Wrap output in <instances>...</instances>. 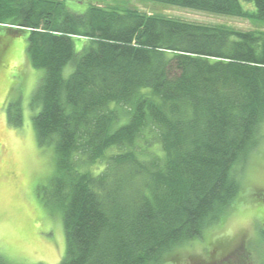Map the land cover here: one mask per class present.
<instances>
[{"label": "trees", "instance_id": "1", "mask_svg": "<svg viewBox=\"0 0 264 264\" xmlns=\"http://www.w3.org/2000/svg\"><path fill=\"white\" fill-rule=\"evenodd\" d=\"M98 1L78 12L65 0H0V27L26 34L28 61L43 70L32 124L55 152L49 202L66 241L58 264H178L231 209L235 168L257 145L264 31ZM143 1L264 23V0Z\"/></svg>", "mask_w": 264, "mask_h": 264}, {"label": "rangeland", "instance_id": "2", "mask_svg": "<svg viewBox=\"0 0 264 264\" xmlns=\"http://www.w3.org/2000/svg\"><path fill=\"white\" fill-rule=\"evenodd\" d=\"M65 1L78 12L90 1L100 2ZM103 1L113 4L118 0ZM119 3L198 23L264 31V23L254 17L213 14L143 0ZM242 4L251 9L250 3ZM0 40V258L8 264H58L65 255L66 241L62 212L49 202L50 182L56 174L55 152L52 145L38 144L32 124V117L41 107L33 94L43 70L28 61L26 34L13 37L0 27ZM80 44L75 42L76 52L81 51ZM72 70L73 64L66 65L64 76ZM18 114L21 122L14 124ZM257 138L245 165L235 168L240 190L231 209L203 230L202 241L194 239L187 244L178 264H208V252L213 254L214 264H264V218L259 211L264 208V121ZM221 242L226 249H215ZM235 247L236 254L229 259L220 254Z\"/></svg>", "mask_w": 264, "mask_h": 264}, {"label": "snow or ice", "instance_id": "3", "mask_svg": "<svg viewBox=\"0 0 264 264\" xmlns=\"http://www.w3.org/2000/svg\"><path fill=\"white\" fill-rule=\"evenodd\" d=\"M259 211L261 212L262 218H264V208H261Z\"/></svg>", "mask_w": 264, "mask_h": 264}]
</instances>
